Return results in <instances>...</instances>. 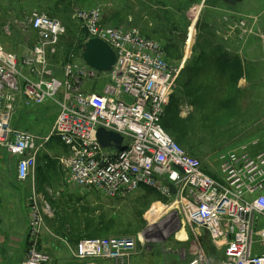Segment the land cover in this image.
Returning a JSON list of instances; mask_svg holds the SVG:
<instances>
[{
	"label": "built area",
	"instance_id": "obj_1",
	"mask_svg": "<svg viewBox=\"0 0 264 264\" xmlns=\"http://www.w3.org/2000/svg\"><path fill=\"white\" fill-rule=\"evenodd\" d=\"M73 16L89 39H100L115 51L117 62L110 72L98 76L75 54L57 70L51 58L62 52L67 29L46 13L31 16L36 42L24 55L8 52L0 44V149L19 158L18 178L24 181L34 174L43 138L14 128V116L21 107L52 100L60 113L51 136L69 150L61 161L69 172L70 188L82 196L99 191L108 198L129 197L142 188L155 190L171 200L183 225L206 231L224 250L225 260L218 264H264V150L252 152L258 142L221 152V180L208 175L202 162L163 127L181 72L171 68L163 46L136 29L105 27L98 7L78 9ZM253 28L245 21L227 22L226 39L233 34L243 39ZM96 79L102 89L91 85ZM100 128L121 135L127 149H103L97 140ZM46 233L43 210L33 194L29 250L23 264L51 261L40 250ZM142 243L145 247L146 241ZM138 245L131 236L85 238L75 246L73 258L77 264H129ZM193 249L186 264H215L200 245Z\"/></svg>",
	"mask_w": 264,
	"mask_h": 264
},
{
	"label": "rangeland",
	"instance_id": "obj_2",
	"mask_svg": "<svg viewBox=\"0 0 264 264\" xmlns=\"http://www.w3.org/2000/svg\"><path fill=\"white\" fill-rule=\"evenodd\" d=\"M93 7L101 9L105 27L123 26L125 29L140 31L145 38L163 46L172 69H181L166 112L167 115L172 114L175 105L179 104V118L187 121L182 122L187 124V132L182 141L172 138L170 134L169 136L189 155L201 159L212 175L220 173L219 152L235 148L241 143L258 141L260 144V140H264V73L257 79L254 76L256 66L248 63L249 67H244L246 73L243 76L247 82L239 83L234 82V78H229V81L225 76L219 77L217 61L215 68L206 57L205 68H202L204 52L208 56L211 49L220 43H246L249 39L264 43V29L260 26L264 21V0H243L242 3L240 0L234 7L216 0H0V44L8 52L24 55L36 42L31 31V16L42 12L59 19L72 34L77 43L69 48L68 38L65 37L62 40V52L73 55L79 52L78 46L86 35L85 29L76 22L73 15L78 9ZM230 8L246 13L245 18L239 19L247 23L254 24L253 19H257L259 25L257 28V23L254 24L255 32L243 39L233 34L226 40L225 36L229 34L226 31L227 22H231L226 20V16L228 13H235ZM26 48L28 49L25 50ZM79 63L82 64V61ZM246 67L249 69L246 70ZM191 72L195 74L194 78L191 77ZM187 81L191 82L192 88L188 90L198 93L189 98L184 97L187 92L184 85ZM92 84H96L94 87L99 89L103 87L98 79ZM183 98L186 100H182ZM32 107L37 108L31 117L34 121L38 120V124L26 127V122L22 124L16 119V126L39 135L51 133L60 113L58 104L48 100L43 105ZM38 166L41 167L37 168L35 179L39 188L42 184L41 171L45 172V166ZM65 176L66 173L61 168L60 175L50 179L47 184L58 188L65 182ZM78 194L80 191L77 190V195H72L70 200L66 199V195L61 198L63 206L58 207L57 218L61 226L77 232V241L112 236L144 239L145 235L153 233L157 237L151 244L153 248L139 249L134 256L137 259L135 264H165L178 251L175 249L178 247L186 249L190 261V253L194 252L192 247L195 248L196 245H200L208 256L216 257L208 236L198 235L201 236L198 241L195 233L199 234L200 231L194 232L195 228L192 226L183 225L177 234L169 236L161 229L175 211L171 201L155 190L145 189L125 199L108 198L99 191H92L84 197ZM66 205H71V208H66ZM186 233L189 237L186 242L178 241L186 238ZM47 253L52 255L47 264H64L63 260L58 262L54 258L55 254L53 256L51 252Z\"/></svg>",
	"mask_w": 264,
	"mask_h": 264
},
{
	"label": "crops",
	"instance_id": "obj_3",
	"mask_svg": "<svg viewBox=\"0 0 264 264\" xmlns=\"http://www.w3.org/2000/svg\"><path fill=\"white\" fill-rule=\"evenodd\" d=\"M242 2L243 0H241V3ZM230 10L237 14L235 18L234 15L231 14V18H234L233 21L246 17V13L242 14L239 10H235V8H230ZM258 25L259 24L257 23V28ZM260 26L263 30L264 21L260 23ZM118 28L124 27L122 26ZM219 45L225 46V51H227L230 57L239 58L244 67H249V64L256 66L254 76H256L257 79L259 75L264 73V43H258L254 39H249L246 43L237 42L232 44L223 42ZM27 49L28 48L25 50ZM205 65V62L202 61V66L204 67ZM247 67L246 70L249 69ZM257 67L259 68L258 71ZM220 73H222V71ZM237 81L239 83L243 81L247 82V79L241 77L238 78ZM35 110H37L35 107H21L18 109L12 122L14 127L19 128L15 124L16 119H18L19 122H22V124L26 122V127L29 126V124H38V120L34 121V118L31 117L33 111ZM37 135L43 138V140L39 142V151L37 154L35 172L24 181L18 178L17 166L19 158L11 155L5 149H0V264H22L26 259L29 250V200L33 194H35L39 199L40 206L43 210L45 224L49 230L48 233L44 234L41 240L40 250L47 254L50 260L52 259V255L48 254L47 251L51 252L53 256L55 254L56 256H54V258L57 259L58 262L63 260L64 264H77L73 258V251L79 242V240L77 241V237L79 235L77 236V232L72 231V229H67L66 227L61 226L60 221H57V218L59 217L58 207L63 206L61 204L63 201L61 198L66 195V199L70 200L72 195H77V189L69 187L70 175L61 161L62 158L69 155V150L56 137H51L49 141L44 142V139L51 136V133L46 135ZM38 165L45 166V172L41 171L40 177L42 178V184L39 188L36 186L35 179L37 168L41 167ZM61 168L66 173L65 182L61 183L58 188H52L51 184L47 183H50V179H54L56 176L60 175ZM215 177H218V179L221 180L220 174L216 175ZM53 190L56 192H52ZM139 193H141V191ZM139 193L134 194V196ZM79 196L81 197V195ZM66 208H71V205H66ZM201 230L202 229L195 228L194 232L200 231L199 234L195 233V238L201 237L198 235L202 234L203 236H208L209 242L216 253V257H208L210 259L212 258L213 260H211L216 262V264L223 262L225 260L224 250L215 246L212 243L208 233L204 230ZM185 235L186 238L178 241L186 242L185 240L189 237L187 233ZM146 242L148 244H146L142 250H151V248H153L151 246L153 240ZM61 248H64V251H61ZM175 249H178V251L174 252L171 257L165 261V264H186V262L189 260L186 249L182 247ZM138 252L139 248L131 257L130 262L133 264H135L137 261L134 256H136ZM190 256H192V253H190Z\"/></svg>",
	"mask_w": 264,
	"mask_h": 264
},
{
	"label": "trees",
	"instance_id": "obj_4",
	"mask_svg": "<svg viewBox=\"0 0 264 264\" xmlns=\"http://www.w3.org/2000/svg\"><path fill=\"white\" fill-rule=\"evenodd\" d=\"M50 17H52V16H50ZM65 37L68 38L69 48H71L74 43L75 44L77 43L73 40V36H72V34H70L68 32V30H67V35ZM87 38H88V35L86 34L82 40V43L78 46L79 52L78 53L76 52L77 57H81L82 50H83L85 42L87 41ZM215 47L216 48L211 49V53L208 56H206V52H204L205 54L202 55V59H204L203 61H205L206 57H207V59H209L211 61V65L213 67L216 66L215 61H217V63L219 64V66H218L219 69L217 71L218 72L222 71V73H220L218 75L219 77L221 75L225 76L226 78H228L229 81H230L229 78H234V79H236V80H234V82L237 81L238 78H241V77L243 78V76H245L246 72H245V69H244V66H243V63L241 62V60L237 57L236 58L230 57V55L227 53V51H225V49H226L225 46L218 44V46H215ZM69 54H70L69 52L63 51L59 55L53 56L51 58L52 64H55V65L64 64L65 62L68 61V58L70 56ZM58 61H60L62 63H59ZM211 65L209 66L210 68H212ZM202 68H205V66L204 67L202 66ZM214 71L216 72V70H214ZM218 72H216V73H218ZM190 75H191V77L194 78L195 74L193 72H191ZM234 82H232V83H234ZM184 88L187 90V92H185V95H184V97H186V98H189L190 96L193 97L195 94H198L195 91L193 92V90H188L191 88V82L190 81H187L186 85H184ZM203 91H204V87L201 88V95H203ZM186 98H183L182 100H186ZM201 98H202V96H201ZM199 100H200V98H199ZM179 107H180L179 104L175 105L172 114L168 113V115H167V112H166L165 117L163 119V126H164V129L167 131L168 134H170V136L172 138L177 139L178 141H182L186 137L185 134L187 132V127H186L187 124H183V123H186L187 121H185V119H182L181 117L179 118V112H180ZM263 149H264V140H260V144L257 147V149L254 150V152L256 153V152L261 151ZM195 158L199 159L197 156H195ZM203 169L207 174L211 175V173L208 172L206 167L203 166ZM147 190H151V189L147 188Z\"/></svg>",
	"mask_w": 264,
	"mask_h": 264
},
{
	"label": "water",
	"instance_id": "obj_5",
	"mask_svg": "<svg viewBox=\"0 0 264 264\" xmlns=\"http://www.w3.org/2000/svg\"><path fill=\"white\" fill-rule=\"evenodd\" d=\"M229 6H236L240 0H217ZM83 61L97 72H110L117 62L115 51L106 42L100 39L88 40L82 52ZM97 140L102 148H115L117 151H125L127 148L123 146V137L115 132L107 131L100 128L97 132ZM171 190L175 193V187L170 185ZM169 222L165 224L162 230L166 231L167 235L176 234L182 229V222L177 211L172 212L168 217ZM157 237L149 233L145 235V241H152Z\"/></svg>",
	"mask_w": 264,
	"mask_h": 264
},
{
	"label": "bare ground",
	"instance_id": "obj_6",
	"mask_svg": "<svg viewBox=\"0 0 264 264\" xmlns=\"http://www.w3.org/2000/svg\"><path fill=\"white\" fill-rule=\"evenodd\" d=\"M256 21H257V19H253V22H254V23H257ZM257 142H258V141H257ZM241 144H242V143H241ZM258 146H259V142H258V145L252 149V152H253L254 154H257V153L261 152V151H258V152H256V153L254 152V150L257 149ZM163 225H165V222L163 223Z\"/></svg>",
	"mask_w": 264,
	"mask_h": 264
},
{
	"label": "flooded vegetation",
	"instance_id": "obj_7",
	"mask_svg": "<svg viewBox=\"0 0 264 264\" xmlns=\"http://www.w3.org/2000/svg\"><path fill=\"white\" fill-rule=\"evenodd\" d=\"M129 264H133L132 262H129Z\"/></svg>",
	"mask_w": 264,
	"mask_h": 264
}]
</instances>
